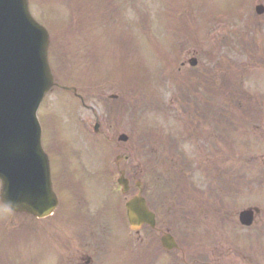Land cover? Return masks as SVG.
Wrapping results in <instances>:
<instances>
[{"label": "rangeland", "instance_id": "obj_1", "mask_svg": "<svg viewBox=\"0 0 264 264\" xmlns=\"http://www.w3.org/2000/svg\"><path fill=\"white\" fill-rule=\"evenodd\" d=\"M260 3L264 5L259 0H30L36 18L50 30L49 57L55 82L77 89L83 99L77 98L74 90L67 92L56 87L45 96L39 110L47 142L50 137L58 145L60 156L55 157L48 143H44L57 193L67 170L79 174L71 176L82 191L87 186L81 185V178H93L90 190L95 188L100 197L108 200L117 220L123 204L115 191L119 176L116 158L120 152L129 156V162L122 161L121 167H128V176L143 181L149 192L164 189L165 183L157 182L161 169L163 174L173 176L175 186L176 176L181 175L188 184V193L179 195L178 211L173 213L163 207L158 230L142 231L146 246L137 247L136 254L130 255L134 260L138 258L136 264L143 261L145 248L157 245L167 230L185 252L179 264H192L191 256L203 251L205 230L217 229L216 225L224 223L226 230L221 233L226 241L242 232L240 225L233 224L237 210L224 217L217 212H205V189L209 178L214 176V181L215 175L228 164L225 159H229L225 151L212 154L210 148L229 145L238 150L251 146L258 166L246 168V172L250 177H264V114L254 126L238 127L237 132L220 136L218 141L214 124V111L223 109L237 114L229 115L234 120L238 118L237 123L243 112L234 101L221 95L226 78L238 77L241 71L246 90L264 95V15L255 12ZM194 55L199 60L196 68L186 63ZM173 76H177L174 81L184 83L196 95L201 93L195 92L194 87L208 83L210 86H203V93L213 108L204 109L198 97L196 110L191 107L192 101H186V109L193 113L183 116L178 99H172L177 97L175 93L180 87L177 83L176 91L169 83ZM210 87L212 94L207 97ZM111 94L119 95L118 99L110 100ZM250 101L248 113L255 116L260 108L253 104V99ZM261 107L264 111V103ZM205 113H209L212 123L203 121ZM97 117L101 125L99 134L94 132ZM195 123L196 127L190 130L195 140H183L185 126ZM122 134L129 136V142L119 147L117 139ZM150 135L153 139L148 138ZM170 138L177 140L173 143ZM188 141L192 142L186 145L184 153L179 147ZM68 156L76 158L69 166ZM99 181L101 188L97 186ZM166 182L170 183L171 178ZM93 200L99 204L97 195L93 194ZM258 201L264 207L261 190ZM228 208H232L231 204ZM105 211L109 208L100 207L99 213L106 214ZM11 212L0 205V264L71 263L66 261L65 247L71 243L68 230L73 224L31 223L30 217ZM263 219L259 218L256 227L259 232L264 229ZM82 224L72 228L85 223ZM98 225L109 227L108 223ZM123 232L127 234L125 228ZM111 247L115 249L114 245ZM112 252L104 264H110ZM121 256L123 252L116 248L114 257L119 260ZM149 264H173V260L163 255Z\"/></svg>", "mask_w": 264, "mask_h": 264}, {"label": "water", "instance_id": "obj_2", "mask_svg": "<svg viewBox=\"0 0 264 264\" xmlns=\"http://www.w3.org/2000/svg\"><path fill=\"white\" fill-rule=\"evenodd\" d=\"M4 9L7 13H10V9H12L14 13L8 17L10 20L5 19L7 22L0 23V27L2 26L0 47H6L2 53L10 61L0 64V91L2 92L0 97L3 99L16 97L17 104L4 103L5 107L10 105L14 111L12 115L14 120L10 122V125H6L7 129L0 126L2 199L14 211L43 217L48 215L53 204H56L50 182L48 161L40 145L39 126L34 122L37 121V101L42 99L40 96H44L52 84L48 68L47 71L44 69L45 64L47 66L48 36L45 30L29 17L26 0H2L0 1V10ZM263 12L264 9L259 7L258 13L262 14ZM41 74L47 76L45 82L38 80L37 76L40 77ZM26 84L31 92H24L23 85ZM30 101L33 126H23L27 129V134L23 132L22 138H14V145L6 143V133L12 134V130L9 129L16 126L17 123H21L23 112L21 113L20 108L22 111L26 110ZM24 137H26L25 141ZM7 153L10 157L20 156L19 173L17 171L18 162L16 160L8 161L5 157ZM24 163H29L30 170L24 169ZM128 214L133 228H139L143 224L142 222L153 221V216L139 197L129 202ZM163 242L169 249L174 246L167 238Z\"/></svg>", "mask_w": 264, "mask_h": 264}, {"label": "flooded vegetation", "instance_id": "obj_3", "mask_svg": "<svg viewBox=\"0 0 264 264\" xmlns=\"http://www.w3.org/2000/svg\"><path fill=\"white\" fill-rule=\"evenodd\" d=\"M73 196H76L74 194ZM151 203L155 208L156 199L150 198ZM71 206V205H70ZM69 210L67 209V212ZM107 214L92 213L88 210L86 212H79L77 208L73 214V218L66 223H123L122 220H110L105 218ZM47 223V222H46ZM48 223H57L56 221H48ZM255 224V223H254ZM217 229L210 228L206 232L205 237V253L204 264H264L260 260V251L257 244L258 230L253 225L251 227L242 228L243 231L249 233L245 240H242V236H233L231 241L225 240L221 230L224 228V223H220V226H216ZM91 263V258L88 257L87 264Z\"/></svg>", "mask_w": 264, "mask_h": 264}]
</instances>
